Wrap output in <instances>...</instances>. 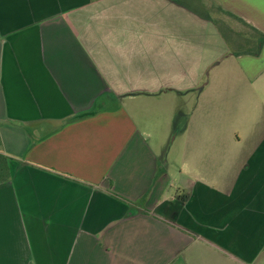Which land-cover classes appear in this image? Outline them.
I'll use <instances>...</instances> for the list:
<instances>
[{"label":"crops","instance_id":"obj_1","mask_svg":"<svg viewBox=\"0 0 264 264\" xmlns=\"http://www.w3.org/2000/svg\"><path fill=\"white\" fill-rule=\"evenodd\" d=\"M261 34L264 0H0V264H264Z\"/></svg>","mask_w":264,"mask_h":264},{"label":"rangeland","instance_id":"obj_2","mask_svg":"<svg viewBox=\"0 0 264 264\" xmlns=\"http://www.w3.org/2000/svg\"><path fill=\"white\" fill-rule=\"evenodd\" d=\"M189 2L191 3V0H189ZM212 9L213 12H215L216 16L218 17L220 26H222L226 34L228 33L227 35L229 36L230 39H231V35H230L231 31L234 32V30L238 31L239 29H242V26L239 25V23L235 21L234 18L223 13L220 9H218V7L213 6ZM245 30L246 32H249L247 29ZM252 35L255 34L252 33ZM245 47H248V45L246 44ZM253 48H255V45H253Z\"/></svg>","mask_w":264,"mask_h":264},{"label":"trees","instance_id":"obj_3","mask_svg":"<svg viewBox=\"0 0 264 264\" xmlns=\"http://www.w3.org/2000/svg\"><path fill=\"white\" fill-rule=\"evenodd\" d=\"M221 10H223V9H221ZM227 14H229L232 17L238 18L235 15H233L232 13H227ZM259 36H260L259 37L260 42L263 43L264 42V35L261 34ZM5 182H8V183L11 182L9 159L6 156L0 154V183H5Z\"/></svg>","mask_w":264,"mask_h":264}]
</instances>
